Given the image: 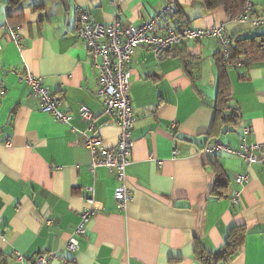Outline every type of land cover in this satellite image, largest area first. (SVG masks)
I'll return each mask as SVG.
<instances>
[{
  "label": "crops",
  "instance_id": "obj_1",
  "mask_svg": "<svg viewBox=\"0 0 264 264\" xmlns=\"http://www.w3.org/2000/svg\"><path fill=\"white\" fill-rule=\"evenodd\" d=\"M172 4L177 14L159 22L163 31L223 25L231 38L264 34L229 20L223 8L208 12L198 0H0V264H34L36 255L49 252L59 255L50 264H201L198 253L218 251L234 227L244 229L243 248L222 264H264V165L254 164L250 180L238 186L242 159L203 150L214 141L237 148L247 126L253 129L247 142L264 144V59L226 70L229 107L239 117L218 124L216 40L185 41L160 58L137 48L129 65L136 121L127 183L134 199L125 211L116 206L114 173L90 169L80 108L94 113L95 134L108 148L116 146L120 126L95 94L98 71L76 36L78 12L87 9L102 24L117 15L128 27ZM251 14L264 15V0H253ZM7 26L19 31L23 49ZM26 70L62 97L61 110L76 131L40 110L20 80ZM216 168L226 175L224 189L217 187ZM235 189L237 205L230 197ZM91 196L95 216L75 236L79 250L71 253L67 242Z\"/></svg>",
  "mask_w": 264,
  "mask_h": 264
},
{
  "label": "built area",
  "instance_id": "obj_2",
  "mask_svg": "<svg viewBox=\"0 0 264 264\" xmlns=\"http://www.w3.org/2000/svg\"><path fill=\"white\" fill-rule=\"evenodd\" d=\"M252 7L250 0L236 21L251 23L255 28H264V15H252ZM176 13V5L172 4L159 11L150 21L124 27L117 15L110 24H102L92 19L89 10L80 9L78 12L76 36L86 43L92 64L98 71V87L95 94L101 100L105 112L112 115L120 126L116 146L114 148L106 147L103 139L95 134L96 117L94 113L88 107L82 106L80 116L88 124L87 132L90 133V135L88 133L85 135L84 145L93 155L91 171L107 168L114 173L117 183L114 199L119 211H125L134 199L133 190L127 183V168L131 163L129 153L134 145L132 133L136 121L130 97L132 74L129 65L136 49L146 47L155 57L160 58L185 41L213 39L218 42L225 58L229 57L231 41L230 37L225 34L223 25L205 29L188 26L168 27L163 31L159 22L166 21ZM6 30L11 40L17 43L20 49H23L19 31L12 26H7ZM19 77L21 82L30 87L31 97L39 104L42 112L53 115L59 122L69 125L73 131H76L70 125L72 118L69 113L61 110L62 97L45 86L43 77L36 76L29 70H26L24 74H19ZM237 117H239V112ZM252 132L253 129L250 126L243 128L242 141L237 148L220 141H214L208 143L203 149L209 156L226 153L242 159L246 171L235 177L234 182L238 186H243L250 180L249 171L254 164L264 165V144L247 142V138L251 136ZM7 145H11V141H8ZM177 152L178 150L174 151L175 154ZM230 197L233 205L239 204L241 191L232 190ZM86 203L90 208L80 213V221L66 245V249L71 253H76L79 250V242L75 236H82L87 225L95 216L92 207L93 196L86 198ZM15 257L19 262L24 261V257L19 253H15ZM57 260H59V255L56 252L39 253L35 256L33 263L50 264Z\"/></svg>",
  "mask_w": 264,
  "mask_h": 264
},
{
  "label": "trees",
  "instance_id": "obj_3",
  "mask_svg": "<svg viewBox=\"0 0 264 264\" xmlns=\"http://www.w3.org/2000/svg\"><path fill=\"white\" fill-rule=\"evenodd\" d=\"M208 12L223 8L229 20H236L243 12L250 0H198ZM253 5V0H251ZM253 9V7H252ZM177 14V13H176ZM175 15L173 16V18ZM229 57L225 58L221 50L215 55L219 71L218 93L214 104L216 120L220 123L236 121L238 111L229 107L230 89L225 78V72L229 68L247 66L252 62L264 59V34L253 37L231 38ZM173 50V49H172ZM170 50L169 52H171ZM229 114H226V112ZM230 116V119H229ZM217 187L224 189L227 186L226 175L222 168L215 170ZM239 230V231H236ZM245 232L242 228L234 227L225 245L214 253H198L197 259L201 264L229 263L239 256L243 248Z\"/></svg>",
  "mask_w": 264,
  "mask_h": 264
}]
</instances>
